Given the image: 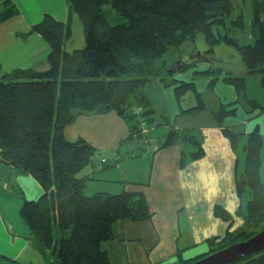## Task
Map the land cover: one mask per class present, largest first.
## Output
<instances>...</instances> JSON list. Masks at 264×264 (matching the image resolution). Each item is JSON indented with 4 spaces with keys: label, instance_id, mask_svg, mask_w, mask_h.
<instances>
[{
    "label": "trees",
    "instance_id": "16d2710c",
    "mask_svg": "<svg viewBox=\"0 0 264 264\" xmlns=\"http://www.w3.org/2000/svg\"><path fill=\"white\" fill-rule=\"evenodd\" d=\"M233 1L67 0L66 21L47 13L21 34L39 33L48 42L49 67H18L1 74L0 160L31 174L44 189L36 199L24 198L21 216L31 227L33 247L42 253L46 264H111L101 244L114 237L115 222L141 221L153 214L140 189L85 193L90 177L79 175V171L95 162L97 147L84 137L68 139L64 133L66 125L83 113L113 110L130 124V137L139 136L148 143L149 129L169 120L153 109L145 85L155 78L166 85L176 83V79H169L172 74L208 61L210 67L196 74L216 75L210 81V89L225 71L214 56L219 43L237 46L248 73H260L264 86V0H253L259 36L254 43L242 45L220 32L228 26L226 16L233 11ZM0 8V21L19 13L11 0H2ZM76 14L83 26L85 45L67 51L64 44L73 33ZM239 15L231 21L245 25ZM199 33L204 34L208 47L202 54L193 53L187 60L181 56L175 61L166 58L170 47L195 40ZM224 73L223 79L236 87L238 100L248 112L264 111L261 101L247 96L245 74L227 70ZM189 88H194L192 82L180 81L176 90L181 94ZM199 96L195 110L206 105ZM236 111L237 108L221 103L213 115L223 126L224 118ZM223 131L236 148L243 132L229 127H223ZM176 141L182 142L181 165L205 152L198 130L171 128L162 146ZM263 141L264 135L256 127L242 145L245 160L236 186L240 194L248 192L250 196L246 205L236 211L243 223L222 238H208L212 244L209 252L188 259L180 256L178 261L167 264H188L264 228V183L260 176ZM102 160L105 168L116 163ZM215 213L233 221L232 214L221 204L215 206ZM0 262L21 264L2 255ZM229 264H264V249Z\"/></svg>",
    "mask_w": 264,
    "mask_h": 264
},
{
    "label": "crops",
    "instance_id": "0c3cea01",
    "mask_svg": "<svg viewBox=\"0 0 264 264\" xmlns=\"http://www.w3.org/2000/svg\"><path fill=\"white\" fill-rule=\"evenodd\" d=\"M11 1L18 6L19 13L0 21V67L4 69L0 71V77L18 67L47 69L46 60L50 51L48 42L39 33L27 36L21 34L40 22L47 13L66 21L69 15L67 0ZM75 21L79 35L75 37L73 29L71 37L64 44L67 51L84 43L83 26L77 18ZM76 39L82 43L75 44ZM72 40L75 43L71 45ZM187 55L182 53L180 56L187 60ZM40 59L44 62L38 65ZM10 65L17 67L6 71ZM210 65L208 61H200L185 71L175 72L169 79H176L177 82L170 85L160 78L145 85L153 109L157 114H165L169 120L149 129L148 143L139 136L130 137V124L113 110L83 113L64 129L68 139L84 137L96 146L98 141L93 135L103 134L105 130H99L102 126L114 128L116 136L105 140L111 148L116 146L114 150L111 149L112 160L116 163L103 169L113 171L110 174L114 176L96 174V162L103 161L105 157L97 159L95 163L92 161L79 171V175L90 177L85 189L88 184L91 183V187L92 183L101 181H105L106 186L97 187L96 191H110L111 187L116 190L110 192L140 189L145 193L152 210L150 219H121L115 222L114 237L101 244L108 252L111 264H165L178 261L180 256L184 259L194 258L210 251L212 244L208 238L222 237L228 230H234L243 223L240 216L236 215L238 208L244 205V193L240 194L236 186L238 173L243 169L245 160L241 143L256 127L264 135V111H247L246 106L238 100L236 87L223 79L225 71L209 89L210 81L216 75L196 74V71L205 70ZM239 67L240 71L244 70L243 64ZM180 81L192 82L194 88L179 94L176 87ZM199 94L206 105L203 109L195 110L200 101ZM221 103L228 108H237L235 114L224 118L223 126L218 124L213 115ZM92 121L94 124L90 123ZM115 123L120 126L116 127ZM223 127L243 132L236 148L225 135ZM171 128L200 131L204 154L181 165L182 142L162 146ZM118 129L121 131L118 132ZM124 137L129 140L121 147ZM85 189V193L92 194ZM43 192L42 185L31 174L0 160V255L18 260L21 264H36L37 257L44 260L42 253L33 247L31 227L21 216L24 198L36 199ZM217 204L232 214L233 221H226L216 215Z\"/></svg>",
    "mask_w": 264,
    "mask_h": 264
},
{
    "label": "rangeland",
    "instance_id": "374dc122",
    "mask_svg": "<svg viewBox=\"0 0 264 264\" xmlns=\"http://www.w3.org/2000/svg\"><path fill=\"white\" fill-rule=\"evenodd\" d=\"M233 3H234L233 11L229 15L226 16L228 26L227 27L223 26L220 29V32L222 33V35L228 34L230 37L237 40L238 43L241 45L254 43L256 38L259 36L260 30H259V25L257 24V21L255 20L253 0H234ZM239 14H242V19H243L245 25L240 26L238 24H235L234 21L233 22L231 21L232 19L237 20L238 17L240 16ZM73 17L75 19L77 18L80 21L77 14L74 15ZM74 20H73L72 24L74 27L73 29L75 30L74 34L76 37L79 35V32H78V28L76 26V21L74 22ZM218 31L219 30L217 29L216 33H218ZM203 35L204 34L199 33L196 36L195 40H188V41H185L182 45L170 47V49L168 50V53H166V58L169 61L171 59H172V61H175L176 59H178V57L182 53H188L190 56L193 53L203 52L204 50L208 49V47L206 46L205 37ZM74 43H75V41H73V40L70 41L71 45ZM78 43H82V42H80L79 39H76L75 44H78ZM83 45H85V43H83ZM204 45H205V47H204ZM82 46H78V47H82ZM214 56L220 62V64L225 68V71L227 70V71H230L231 73H239V74L243 73V74H245L247 94L249 95V97L257 98L259 101H261L264 104V86H263V81H262V75L260 73H248L246 65L242 60L241 54H240L237 46L229 45L226 43H219L214 48ZM42 62H44V61H42V59H40V62L38 63V65H41ZM46 62L48 65L47 67H49V61L46 60ZM201 62H203V61H201ZM240 64L244 65V70L240 71V67H239ZM13 67H17V66H11L10 65L5 70L8 71ZM24 68H26V67H24ZM3 70L4 69H2L1 71H3ZM263 117H264V115H263ZM90 123L94 124V121H92ZM101 125L102 124H98V126H101ZM115 126L118 127V126H120V124L115 123ZM107 128L108 127H106V126H102L99 130H105V132L103 134L97 133V134L93 135L94 139L96 141H98L96 144L97 150L95 153V159H94L95 162L97 159H101L102 157H105L108 160H111L113 157V150L115 149L116 146H112V148H111V146L109 145V143L105 139L109 140V137L114 138V136H116V134L114 133L115 132L114 128H112V127H110L109 129H107ZM93 129H94V126H93ZM118 130H119L118 132L121 131V129H118ZM196 132H197V130H196ZM128 140H127V138L124 137V139L121 140L122 141L121 147H124ZM118 141H119V139H118ZM242 141L244 143L245 139H243ZM243 143H241V147H243L242 146ZM263 146L261 149V158H262V165L263 166H261V168H260V176H261L262 182L264 183V149H263ZM111 149H113V150H111ZM244 156H245V152H244ZM91 163L92 162H90V164ZM96 163L98 165V168H97L98 171L96 172V174L97 173H104V174H100V175L101 176H104V175L105 176H114V174H110L113 171L108 172L109 170H103L105 168V164L102 161H97ZM100 175L98 174V176H100ZM116 176H120V174H116ZM90 184H88V186L85 190L87 192H91V193H94V191H96L97 187L106 186L105 181L94 182V183H92L91 187H90ZM113 189L116 190L115 188L111 187L110 191H112ZM248 199H249V194L244 193V197H243L244 205ZM222 237H220V238H222ZM35 254H33V256ZM24 259H27V258H24ZM35 263L36 264H46V261L42 260L41 257H37L35 259ZM165 264H167V263H165Z\"/></svg>",
    "mask_w": 264,
    "mask_h": 264
},
{
    "label": "water",
    "instance_id": "95a60500",
    "mask_svg": "<svg viewBox=\"0 0 264 264\" xmlns=\"http://www.w3.org/2000/svg\"><path fill=\"white\" fill-rule=\"evenodd\" d=\"M202 52L194 55L199 56ZM171 71V69H169ZM264 249V228L251 237L232 243L188 264H229L246 255L260 252ZM0 264H3L0 262Z\"/></svg>",
    "mask_w": 264,
    "mask_h": 264
},
{
    "label": "built area",
    "instance_id": "2783aa9c",
    "mask_svg": "<svg viewBox=\"0 0 264 264\" xmlns=\"http://www.w3.org/2000/svg\"><path fill=\"white\" fill-rule=\"evenodd\" d=\"M144 131H146V126L144 125Z\"/></svg>",
    "mask_w": 264,
    "mask_h": 264
}]
</instances>
